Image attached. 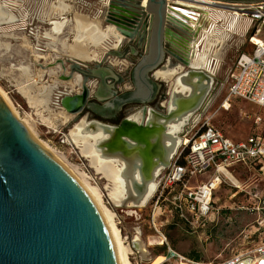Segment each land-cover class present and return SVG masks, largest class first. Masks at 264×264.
Masks as SVG:
<instances>
[{
  "label": "water",
  "instance_id": "water-1",
  "mask_svg": "<svg viewBox=\"0 0 264 264\" xmlns=\"http://www.w3.org/2000/svg\"><path fill=\"white\" fill-rule=\"evenodd\" d=\"M138 7L139 13L132 14L112 4L105 23L129 38L137 23L144 19L142 25L147 26L146 20L151 17L147 54L137 67L139 80L170 63L172 69L185 72L175 75V81L188 74L189 78H200L201 84L203 79L211 83V78L192 65L190 24L202 14L208 16L207 9L213 5L192 0H138ZM152 52L155 59L151 61ZM198 96L189 92L186 98L191 104L173 113L167 111L164 118L170 121L197 108L202 99ZM171 99L168 97L169 103ZM4 101L0 96V264H118L106 225L89 194L30 139ZM60 104L70 115H78L86 104V95H66ZM114 128L100 149L104 154L131 160L133 169L139 168L150 181L156 167L167 163L162 142L166 127L157 123L138 125L126 119ZM261 258L258 264H264V256Z\"/></svg>",
  "mask_w": 264,
  "mask_h": 264
},
{
  "label": "rangeland",
  "instance_id": "rangeland-1",
  "mask_svg": "<svg viewBox=\"0 0 264 264\" xmlns=\"http://www.w3.org/2000/svg\"><path fill=\"white\" fill-rule=\"evenodd\" d=\"M0 3L7 5L17 18L14 23L0 26V88L5 92L15 112L20 117L18 119L39 140L47 144L61 159L67 162L87 184L99 189L102 195V204L113 214L115 226L119 230L125 246L130 249L128 255L130 262L132 264H180L182 258L192 264L216 262V253L210 252V245L214 244V241L209 233L201 234L200 231L192 233L178 222L173 213L165 210L164 207L158 212L156 218L158 233L151 222V200L145 208L141 209L116 206L110 199V193L113 190L112 183L101 172H97L91 160L82 154L81 149L68 140L70 131L74 126L79 124L80 120L86 118L80 119L79 116L74 115L73 119L67 123L57 122L53 118L54 113L61 111L58 109L60 107L55 105L56 99L66 90L69 91L67 89L69 86L65 84L66 81L62 77L79 74L74 71L77 66L84 71H89V69L98 65L105 67L108 64L109 57L102 58L99 61L100 63L74 61L66 55L61 44H58L55 47L56 50H53L52 43L44 38V35L52 30V25L50 26L48 21L42 20L43 22H41L40 14L37 11L27 12L26 20H23V13L18 9L17 4L11 5L8 0H0ZM79 9L82 12V7H79ZM70 29L71 27L66 28V34L61 37L62 39L68 38V41L73 39ZM24 40H27L32 48L25 46ZM249 47L250 45L247 44V49H245L248 50ZM109 49L110 43L108 42L106 50ZM125 49L124 46L122 50ZM226 49L227 54L223 58V62L219 63L217 67L216 63H214L215 66L213 64L214 74L217 72V75L214 78L213 88L209 93L200 120L197 119L191 125L192 130L196 132L203 122L210 121L213 126L215 125L216 128L222 130L230 138L241 141L255 132L252 121L255 115L260 114V109L244 100H233L231 109L228 111L222 108V104L229 93L230 74L236 69L238 56L234 48H230L229 45ZM121 67L114 68L115 72H121ZM25 68L28 70H24ZM39 70H45L47 73L42 81L35 83ZM128 73L127 75L124 74V77L128 76ZM29 74L35 80L29 79ZM89 80H92L91 83H95L94 79ZM73 82L76 86L80 85L75 77ZM44 85L56 86L51 97L52 103L48 106H43L39 102L41 100L39 90ZM70 87L72 90H78L77 87H72V85ZM164 101L166 99H163ZM198 114L196 117H198ZM96 150H98L97 147ZM229 174L225 178L223 177V183L216 191L214 200L216 206L227 214L226 216H232L233 220L229 225L225 216L224 220L220 222L217 231L223 234V244L220 242L216 244H218V249L221 250L226 247L224 244L227 242L232 244L236 250L225 252L224 259L221 261L240 254L253 257L255 255L254 251L258 248L257 246L264 241V239H261L263 241L257 240L255 237L254 240H246V243L242 242L243 232L258 227L262 220L256 216L246 218L244 217L245 212L240 210L242 206H247L249 203L248 192L251 188L257 187L256 191H258L259 197L264 196V184L260 182L264 181V176L257 170L252 173L243 166L230 167ZM126 176L127 181L132 182L131 173H127ZM90 177L93 181H90ZM233 185L238 187L240 185V190ZM254 189L253 192H255ZM252 195H255V193H252ZM249 206L256 209L262 208L263 205L250 204ZM130 211L134 213L131 215L129 214ZM259 213L264 214V210L260 209ZM138 238L139 241L137 242ZM169 249L174 251L176 256L172 255Z\"/></svg>",
  "mask_w": 264,
  "mask_h": 264
},
{
  "label": "crops",
  "instance_id": "crops-1",
  "mask_svg": "<svg viewBox=\"0 0 264 264\" xmlns=\"http://www.w3.org/2000/svg\"><path fill=\"white\" fill-rule=\"evenodd\" d=\"M11 2V5L17 4L18 9L23 13V20H26V16L28 15L27 12H30L31 10H35L40 14L41 22L48 21L49 25H52V22L55 20H66L68 21V25L66 28H73L76 24V18L75 13H80L86 17H88L90 20H97L102 28H107V25L105 24L106 15L109 12L110 6L112 4L122 7L123 9H126L127 11H130L129 13L135 14L139 13V7H138V0H8ZM59 1H63L66 3L67 6H70L71 10L70 12L63 13L62 15L58 14L56 11H54L55 5L59 4ZM210 1L213 4V7L208 10V16L201 15L200 18H196L195 22H192L191 25V60L193 64L199 69L200 72L207 75V77L211 78V84L210 89L207 92V95L204 98V102L201 108V113L204 111L206 106V101L209 96L210 91L212 90V84L214 83V78L217 75L214 74L213 64L216 63V67L218 64L222 63L223 58L227 54V46L229 45L230 48H234L235 52L239 55L245 51L246 45H247V39L252 33V29L254 28V23L251 21V19L243 17L240 14L239 8L245 5H248L250 3H255L258 1L263 0H206ZM81 4L82 6H80ZM238 6V7H237ZM240 6V7H239ZM8 7V6H7ZM79 7H82V12L79 11ZM84 7V8H83ZM235 7L237 9H235ZM9 8V7H8ZM235 9L236 11H231V9ZM238 14V15H237ZM43 20V21H42ZM147 26H143L144 19L140 21L139 23L134 26V30L132 31V36L127 38L123 34H121L116 27H111V29H114V34L119 36L121 38V45L120 48L112 47L113 42H118L116 39H111L109 41L110 43V49L107 51L105 50L103 52L102 58L109 57L108 64L104 66H97L95 68L89 69L91 73H96V80L94 84H97L100 87L101 94H98L99 92L96 91V94L99 96V98L105 102V105H109V100L112 98V91H115L119 95H123L126 92L133 89L132 85V77L135 74L136 80H137V86H140L137 92H140L141 97H146L151 100L152 106H149L148 110V117L150 114V111H153L154 113L158 114L159 116H166V113L168 111V108H166L169 104V100L167 101L168 97H171V91H172V82L171 79L165 80L157 76L158 73L164 70H172V67H170V63L162 64L159 66L158 69L155 71L148 72L147 75L143 79V83L139 80L137 73V67L139 66L140 62L142 61V56L147 54V47L149 44V37H150V28L152 26V19L151 17L148 18ZM51 22V24H50ZM143 24V25H142ZM66 28L64 33L60 35H56L57 39L59 41H63L61 37L66 34ZM70 29V34L71 33ZM116 31V32H115ZM118 32V33H117ZM197 37H196V36ZM61 36V37H60ZM73 37V34H72ZM68 39V38H67ZM113 41V42H112ZM225 44V45H224ZM224 45V46H223ZM126 47L123 51L122 49ZM246 48V49H245ZM249 50V48H248ZM216 54H219L220 59H217ZM151 61L155 59V53L149 54ZM113 59V60H112ZM119 62H118V61ZM135 61V62H134ZM100 63V62H98ZM134 63V64H133ZM122 66L121 72L116 73L114 68ZM215 66V64H214ZM124 70V71H123ZM183 70V69H182ZM202 70V71H201ZM129 72V73H128ZM236 72V69L234 72L230 74L232 77V74ZM128 76L124 77V74ZM185 72H181V75H183ZM72 77H75L74 75H70ZM230 77V81H231ZM76 78V77H75ZM128 81V82H127ZM81 86V81L78 80ZM66 85H72V87H77L76 85H73V82L69 81V83H65ZM103 85V86H102ZM229 88V87H228ZM96 90V89H95ZM99 90V91H100ZM173 92V91H172ZM137 94V93H136ZM186 98V93H183V98ZM163 99H166V101L163 102ZM182 99V97H181ZM234 100H241V99H234ZM108 101V102H107ZM233 101V100H232ZM231 101V102H232ZM245 101V100H244ZM231 102L230 105L225 107H222L224 110L228 111L231 109ZM247 102V101H246ZM252 104V103H250ZM253 106L260 109V114L255 115L253 118V127L255 128L256 133H261L264 131V110L260 107L252 104ZM201 116V114H198V117ZM198 117H196L193 122L192 120L187 123V125L182 129V132L178 135L179 139L181 140V135H193L195 131L192 130V125L190 123H194L197 121ZM86 118V117H85ZM257 118L261 119V125L259 129L255 126V121ZM88 120V118H86ZM81 121V120H80ZM90 121V120H89ZM159 123H164L162 120L158 121ZM219 129V128H218ZM220 130V129H219ZM192 131V133H190ZM230 141L232 140L235 143H242L247 142V140L252 136H248L246 139L237 141L233 138H230L227 134H225L222 130H220ZM179 140V146L177 151L175 152L172 161L176 155V153L179 150V147L182 143V140ZM242 167V166H239ZM246 169V168H245ZM248 169L253 173L255 170H257L256 167L251 166L248 167ZM211 171L195 177L192 179V184L196 185L205 181H208L212 176ZM264 184V181H260ZM240 185L238 190H240ZM255 188V189H254ZM253 189L255 192H253ZM257 190V187H253L248 192V198L249 203L247 206H242L240 210L244 211L245 215L244 217L248 218V216H256L260 220H264V214L259 213L260 209L264 210V196L261 195L259 197V193ZM241 192V191H240ZM216 193V192H215ZM252 193H255V195H258V198L255 197V195H252ZM215 196V195H214ZM233 199V197H232ZM214 203V210L211 213V215L207 218V221H205L202 229L199 233H209L211 238L214 241V244L212 243L210 245V252L213 251L216 253V262H210L208 264H224L227 261L234 259L240 255H233L229 259L225 261H221L224 259V253L227 251L233 252L236 250L232 246V244H229L225 242V248L219 250L218 249V242L222 243L223 240V234L219 233L220 231H217V228L222 220H224V217L227 215L224 212L221 211L216 206V202L213 199ZM250 204H256V205H263L262 208H252L249 206ZM124 208V207H120ZM258 211V212H257ZM216 213V214H215ZM227 224L232 223V216H226ZM229 224V225H230ZM253 230H248L243 232L244 238L242 239L243 243H246V240H254L255 237L257 240L264 239V223H259L258 227L252 228ZM242 234V235H243ZM263 241V240H261ZM264 246V241L261 242L260 245L257 247ZM229 248V250H228ZM244 249V248H243ZM244 257H246L244 255ZM252 261V259H247L245 261ZM260 260V259H259ZM259 260L254 259L253 261L257 262ZM182 263V262H181ZM180 263V264H181ZM201 264V263H196Z\"/></svg>",
  "mask_w": 264,
  "mask_h": 264
},
{
  "label": "bare ground",
  "instance_id": "bare-ground-1",
  "mask_svg": "<svg viewBox=\"0 0 264 264\" xmlns=\"http://www.w3.org/2000/svg\"><path fill=\"white\" fill-rule=\"evenodd\" d=\"M207 2L211 3L210 1ZM70 8L71 7L67 6L66 3H64L63 1H59V4L55 5L54 7V11L62 15L63 13L66 12L69 13L71 10ZM235 9L237 8L235 7ZM75 18H76V24L71 29V33L73 34L72 37L73 39L71 41H68V39H64L61 42L59 41V39H57L58 35L64 33L65 28L68 25V21L58 19L52 22V30L50 32H47L44 35V38H46L48 41H50V43H52L54 48L53 50H56L55 47L58 44H61L63 46L66 55L69 58L73 59L74 61L82 62V63H98L102 59L103 52L106 50V45L111 39L118 40V42L112 41L113 42L112 47L120 48L121 38L116 34H114V29H111V27L114 26L110 25L107 28L106 27L102 28L101 24L97 20H90L88 17L80 13H75ZM16 21L17 18L10 10V8H8L7 5L5 6L4 4L0 3V26L3 24L14 23ZM24 43L25 46H27L28 48H32L27 40H24ZM216 57L217 59H220L219 54H216ZM192 65L196 70L199 71V69L193 64V62ZM24 70L27 71L28 69L25 68ZM46 73L47 72H45V70H39L38 74L36 75V80L33 79V77L30 76V74H29V79L35 80V83H39V81L43 80V77L45 76ZM175 75L180 76L181 75L180 70L177 69L164 70L157 74V76L162 79L165 80L171 79V81H173V86H172L173 92L171 91L172 99L170 100V103L166 107L168 108V111L172 113L175 112L176 109L178 111L181 108L188 106V104H191V102L187 100L188 98L185 97L183 98V93H186L187 96L189 92H192L193 96L194 93H196V95H199L198 97H202L206 93V89L208 90L210 89L209 85L211 84L204 79H203V83L201 84L200 78L192 79L189 78V76H187L188 74L182 76L181 78H178L175 81L176 78ZM75 77L79 81H81V83H84L80 74H75ZM188 84L191 87H189ZM73 85H75L74 82ZM192 87L194 89H192ZM54 89H56V86L50 87L44 85L40 87L39 97L41 98V100L39 102L41 105L48 106L50 103H52L51 97ZM0 96L2 97L3 100H5L4 102L7 104V107L11 110L15 118L17 119L20 118L18 114L15 112L11 102L7 98V95L1 88H0ZM204 98L205 96L202 97L203 100L201 99V102H199V104L197 103L196 106L197 108H193L192 110L182 114L181 116L176 117L177 119L172 120L168 124V126L167 124L164 123L161 124L158 122L159 120H162L163 122L166 123V121L168 120L164 118L165 116H159L153 111H150V114L156 116L157 118L156 122H153L151 124L157 123L160 125H164L167 129L166 134H164L163 136L164 139L162 141L163 146L165 148V154L167 157L172 158L174 156L179 146L180 139L178 135L182 132V129H184L187 123H189L202 108ZM59 110H61L59 113H54V114L52 113L55 121L57 122L63 121V123H67L71 121V119H73L74 117L73 114L70 115V113L66 112L64 109H59ZM144 116H145L144 110H140L131 116V120H132L131 122L134 123L133 121H135L137 123H141L144 119ZM89 125L90 124L86 119L81 120V122L75 125L74 128L70 131L68 140H70V142L73 143L77 148L81 149L82 154L91 160V163L93 167L97 170V172L99 173L101 172L112 183L113 190L110 193V199L114 204H116V206L119 207L123 206L128 209L145 208L147 206V203H149L150 200L152 199L153 194L157 187V183L155 184V180L153 179L154 175L150 181L149 180L147 181L140 172L139 168L133 169L134 164L132 163L131 160H125L124 158L120 157V155H109L103 153V150H101L99 146L104 141L110 139L112 131L115 130L113 126L110 125L108 126L102 123H98L96 121L93 122L92 125H90L91 129ZM23 126L26 128L30 139L34 143H36L41 148V150H44L46 154H48L49 156L53 157L56 161H58V163L62 166V168L67 169L72 174V176L78 181V183L84 188V190L89 194L90 198L93 200V203L97 207L106 225L108 234L110 236L116 254V259L118 264H132L128 256L130 249L125 246L122 236L119 230L117 229V227L115 226L113 214L108 209H106V207L102 204V195L99 189L87 184L85 180L81 176H79L77 172L67 162L61 159L55 151H53L47 144L39 140L38 137H36L26 125L23 124ZM101 132H106V134H108V137L104 136ZM181 140L182 142L184 141L183 139ZM95 146L97 147L98 150H96ZM97 151L100 153H98ZM105 157L110 160L106 159ZM128 171L131 173L132 182H129V180L127 181L126 174L129 173ZM159 171L160 169L157 171V173ZM135 184L138 185V187L140 186V189H138V187L135 188ZM133 213L134 212L132 211L129 212V214L131 215ZM136 241L138 242L139 238ZM247 259H252V261L250 260L245 261ZM254 259L261 260L262 258L258 257L257 255L255 257H244L238 264H258V261L257 262L253 261ZM181 264H192V263L182 258Z\"/></svg>",
  "mask_w": 264,
  "mask_h": 264
},
{
  "label": "built area",
  "instance_id": "built-area-1",
  "mask_svg": "<svg viewBox=\"0 0 264 264\" xmlns=\"http://www.w3.org/2000/svg\"><path fill=\"white\" fill-rule=\"evenodd\" d=\"M192 1L214 4L206 0ZM239 11L243 17L251 19L254 28L247 39L249 50L237 58L236 72L232 74L229 93L222 107L226 108L234 99H241L264 110V0L242 6ZM260 125L261 119L257 118L256 128L259 129ZM183 140L169 167L158 177L150 202L151 222L158 233L156 218L163 207L173 213L185 228L198 233L214 210L215 192L222 185L223 177L230 175V167L254 166L264 176V131L252 135L247 142L235 143L210 121H205L193 135L185 134ZM209 171L213 173L208 181L192 184L193 178ZM169 252L176 256L171 249ZM254 254L253 257H263L264 246L258 247ZM243 258L238 256L224 264H238Z\"/></svg>",
  "mask_w": 264,
  "mask_h": 264
},
{
  "label": "flooded vegetation",
  "instance_id": "flooded-vegetation-1",
  "mask_svg": "<svg viewBox=\"0 0 264 264\" xmlns=\"http://www.w3.org/2000/svg\"><path fill=\"white\" fill-rule=\"evenodd\" d=\"M74 71L80 74L84 83H81V86H77L78 90L76 89L72 90L70 85H68L69 87H67V89H69V91L66 90L64 93L60 94L59 97L56 99L55 105L60 107L58 109H62L60 103L64 96L66 95L73 96V95L84 93L86 95V104L84 108L82 109V111L77 116H79L80 119H83L85 117L88 118L87 121L90 125H92L93 122L96 121L98 123H102L108 126L110 125L113 127H117L121 125L126 119H129L130 121H132L131 116L140 110H144L145 116H144L143 121L141 123H137L135 121L133 122H135L138 125H146L147 120H148V123L156 122L157 120L156 116L149 114V117H148L147 115L149 106L150 105L152 106L151 100L148 98V96L146 97L136 96L137 80H136L135 74L131 78L133 89H131L130 91L126 92L123 95H119L115 91H112V98L109 100L110 104L105 105L106 101L103 102L99 98V96L96 94V91L99 92L98 94H101L102 90H100V87L97 84L91 83L92 80H89V79L96 80V75L98 74V72H96L97 73L96 74V73H91L90 70L84 71V70L79 69L78 66L76 67V69L74 68ZM62 79L66 82H69L73 80V77L64 76L62 77ZM175 111H177V109ZM174 119L176 120L177 118H174ZM172 120L166 121V123L164 122V124H167L168 126V124ZM101 133L104 136L108 137V134H106V132H101ZM172 158L167 157L166 158L167 163L160 164L155 169L154 174H153L154 175L153 179L155 180V184L157 183L158 177L160 176L162 171H164L166 164L167 165L171 164ZM159 169L160 171L157 173Z\"/></svg>",
  "mask_w": 264,
  "mask_h": 264
}]
</instances>
